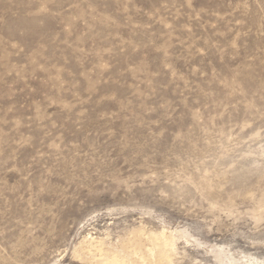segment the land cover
I'll use <instances>...</instances> for the list:
<instances>
[{"label":"rangeland","instance_id":"1","mask_svg":"<svg viewBox=\"0 0 264 264\" xmlns=\"http://www.w3.org/2000/svg\"><path fill=\"white\" fill-rule=\"evenodd\" d=\"M165 236L264 264V0H0V264Z\"/></svg>","mask_w":264,"mask_h":264},{"label":"bare ground","instance_id":"2","mask_svg":"<svg viewBox=\"0 0 264 264\" xmlns=\"http://www.w3.org/2000/svg\"><path fill=\"white\" fill-rule=\"evenodd\" d=\"M160 235H162V234H160ZM93 243H91V242H90V244L88 243L89 245L88 244H87L88 246L86 245L87 246L86 250L89 254L91 252H94V253L97 252V257L93 258L95 264H169L170 252H171V248L173 247V243H172L170 238H167L166 236L161 237V240H159V242L157 244L158 253L154 254V255H157V257H155V260L152 258L154 261L147 262L148 260L147 261L144 260V261L138 263V262L134 261L133 259H125V257L122 258L121 256H120L121 259H118L119 257L114 252L112 253L110 251L108 252V251L104 250V248H102V246L99 242L96 244H93ZM141 259H142V257H141Z\"/></svg>","mask_w":264,"mask_h":264}]
</instances>
